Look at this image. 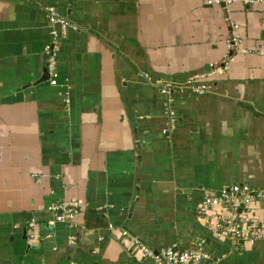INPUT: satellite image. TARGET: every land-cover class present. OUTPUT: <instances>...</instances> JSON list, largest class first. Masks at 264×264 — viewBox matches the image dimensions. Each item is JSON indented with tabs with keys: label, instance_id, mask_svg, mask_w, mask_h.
I'll return each instance as SVG.
<instances>
[{
	"label": "crops",
	"instance_id": "0c3cea01",
	"mask_svg": "<svg viewBox=\"0 0 264 264\" xmlns=\"http://www.w3.org/2000/svg\"><path fill=\"white\" fill-rule=\"evenodd\" d=\"M199 76L202 95L159 93ZM231 185L264 191V2L0 0V264H151L121 231L155 251L199 244L207 264H264V204L246 211L252 242L216 238L198 211ZM62 203L76 216L48 226Z\"/></svg>",
	"mask_w": 264,
	"mask_h": 264
},
{
	"label": "built area",
	"instance_id": "2783aa9c",
	"mask_svg": "<svg viewBox=\"0 0 264 264\" xmlns=\"http://www.w3.org/2000/svg\"><path fill=\"white\" fill-rule=\"evenodd\" d=\"M238 0H203L205 6H221L226 7ZM250 0H242L243 3H248ZM264 2V0H261ZM47 20L50 26H59L62 30L67 27L66 22L59 18L52 8H47ZM232 32L228 42V48L235 47L238 43L236 38V26H230ZM58 34L50 32V40L43 47L45 55L44 74L46 81L50 86H55L57 81V72L55 69L56 53L55 40L57 41ZM144 79L148 77L143 74ZM203 76L190 77L182 86L159 82V93L168 96L172 91L178 90L179 87L187 89L196 95L204 93L205 86L202 83ZM175 124L172 112H167V127L173 128ZM162 135H166V129L161 131ZM264 204V191L251 189L245 185H231L223 187L209 195L199 206L198 211L203 216L213 220L215 237L219 239H229L231 241H247L252 242L253 239L261 235V230L252 224L251 217L246 216V211L254 205ZM66 208H72L73 211L69 214H64ZM58 211V215L53 220L47 223L52 226L55 222L72 220L76 216L77 205L75 203L59 204L53 208ZM124 244L127 242L130 245V251L138 259H148L151 264H207L209 255L205 252L201 245L197 244L193 250H178L176 248H164L158 251L152 250L138 241L130 238L125 231L119 233ZM75 238L68 240L69 246L74 245Z\"/></svg>",
	"mask_w": 264,
	"mask_h": 264
}]
</instances>
